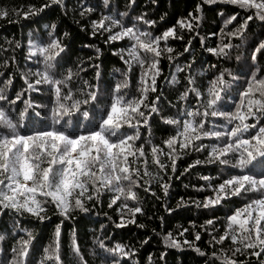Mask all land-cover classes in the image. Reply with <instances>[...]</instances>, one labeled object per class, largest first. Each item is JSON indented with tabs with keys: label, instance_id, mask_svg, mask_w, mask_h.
<instances>
[{
	"label": "snow or ice",
	"instance_id": "1",
	"mask_svg": "<svg viewBox=\"0 0 264 264\" xmlns=\"http://www.w3.org/2000/svg\"><path fill=\"white\" fill-rule=\"evenodd\" d=\"M221 2L201 0L196 6V12H202L205 4L213 7ZM223 2L238 6L237 11L230 16L224 11L217 12L223 24L218 33L211 35H220L226 41L215 48H205V38L201 37V47L220 59H235L241 63L236 69L238 75L228 68L218 70L205 92L196 86L195 76L192 75L194 57L183 65L175 63L178 57L191 52L192 40L187 41L184 53H175L168 43L170 39H184L183 35H178V28H187L192 32L194 28L200 27V17H194L193 13H189L188 18L178 19L175 25L159 34H154L150 29L163 23L166 14L159 21L146 19V14L131 17L135 0H129L127 10L123 12L119 11L115 0H101L108 12L102 13L98 20L90 21V35L95 37L107 34L106 44L129 41L127 48L113 53L127 66L128 71L123 73L126 78L110 88L100 87L99 65H91L96 70L97 82L91 84L83 81L82 87L74 91L69 84L86 69L78 66L75 72L71 68L63 73L60 71L63 68V54L67 50L63 40L69 33L64 32L57 37V25H44L46 30L51 27L47 31L46 44L41 43L39 38L32 39V33H29L26 59L40 67L35 72L29 70L27 75L21 77L25 87L14 95L3 86L6 84L11 88L14 77L9 74L7 80L0 81V221L5 216L11 217L12 235L23 233L27 239L21 235L9 249L0 246V264H64L60 255L63 223L74 219L73 213L76 211L91 213L96 204L101 203L105 192L113 194L108 207L117 206L120 215L119 222L109 218L116 228L129 225L144 228L135 218L137 214L143 215L144 210L134 191L141 186V169L134 165L144 158L146 167L148 160L144 145H135L141 138L140 129L147 128L150 131L151 121L156 116L160 117L162 123L177 128L175 136L164 141L168 152L165 153L159 145L151 147L152 162L161 170H165L166 166L161 163L160 155L171 160V172L176 173L177 159L192 152H206L207 155L204 160L196 159L189 164L181 175L202 165H218L222 170L227 169V172H221L220 177H200L209 183L201 185L197 190L209 189L212 195L205 196L203 201H185L182 197L177 209L190 204L204 210L229 205L230 213L226 216L224 234L217 238L209 233V243L212 245L210 253L195 245V241L201 239L200 232L195 233L194 241L181 240L172 232H167L163 236V244L168 249L194 250L204 259L205 264H245V261L237 259L240 255L248 258L247 264H251L252 259L255 264H264V68L258 66L260 59H264V40H257L250 45L247 59L242 60L240 55L231 56L233 49L243 46L253 24L259 23L264 28V0ZM152 3L158 7L156 0H152ZM52 6L64 8L66 3L65 0H50L39 9L30 8L24 13V19H31ZM94 12L95 6L85 4L79 15L87 18ZM7 16V11L0 10V18ZM123 17H129L130 22L125 24ZM229 26L233 27L229 30ZM233 38L239 42L234 44ZM15 47L19 49L20 43L17 42ZM96 52L98 56L101 54L99 48ZM162 58H167L174 67L171 83L179 84L176 74L185 73L187 86L179 95L181 106L174 117H164L161 113L159 104L164 99L162 92L149 102V93L155 94L158 91L157 77L162 74ZM12 62L15 63V57H12ZM134 65L140 68L141 86L137 89L140 96L138 99H126L127 75ZM8 66L5 60L4 67ZM211 68L216 69L217 65L213 64ZM3 76L4 73L0 72V78ZM29 76L34 79L29 81ZM41 85L49 86L48 91L51 92L47 105H37L32 99V95L41 93ZM190 93L195 95L197 107H185L183 102ZM235 97H238V102ZM229 103H235L234 111L223 110V106ZM170 107L175 108L176 105L170 103ZM37 108H41L44 114L37 111ZM215 118L225 123L216 124ZM206 139L211 143H204ZM148 142L151 144L150 140ZM177 143L181 153L177 152ZM144 175L149 173L145 171ZM218 178V184L211 183ZM170 179L161 184L165 197L171 186ZM150 194L156 196L154 191ZM237 199L240 207L234 206ZM129 200L135 201L136 205L130 207L126 202ZM92 201L95 203L90 206L89 202ZM49 205L54 207L61 221L54 230V245L44 247L43 255L37 256L35 237L30 230L21 227L20 221L23 218L40 223L50 221L51 217L47 215ZM177 209L165 206V211L170 214ZM160 220L163 225L164 218L160 217ZM215 224V219H209L200 227L206 229ZM100 227L104 229L105 225ZM187 231L184 228L178 236L184 237ZM6 238L5 234H0V242ZM228 241L232 247L230 251H225L223 246ZM95 244L98 252L94 251L92 255L102 260L103 264H139L135 259L137 250L129 246L113 244L107 237L100 236L96 237ZM71 253L73 264H89L81 251L75 231ZM166 256L167 251L161 253L160 260L164 264ZM148 261L152 264L151 256Z\"/></svg>",
	"mask_w": 264,
	"mask_h": 264
},
{
	"label": "trees",
	"instance_id": "2",
	"mask_svg": "<svg viewBox=\"0 0 264 264\" xmlns=\"http://www.w3.org/2000/svg\"><path fill=\"white\" fill-rule=\"evenodd\" d=\"M46 2H50V0H0V10L8 12L7 17L0 18V49L6 50H0V72L4 73L0 81L7 80L9 74L14 77V85L11 88L6 84L3 85L10 94L14 95L15 92L25 87L24 81L21 79L22 76L27 75L29 70L35 72L40 67V65L26 59V56L28 53V40L30 39L29 33H32V39L39 38L40 42L44 44L48 42L47 31L51 30V27L46 30L43 27L44 25H57L55 29V35L57 37L61 36L64 32L69 33V36L63 40V43L67 45V50L63 54V68L60 71L63 73L68 68H71L75 72L78 70V66L86 69V71L81 72L79 77L74 78L69 84V87H72L74 91L82 87L83 81H89L91 84L97 82L96 70L91 65H99V85L101 88H110L115 83L121 82L126 78L123 73L128 71L127 66L120 60L119 56L113 53L121 48H127L129 41L125 40L114 42L113 44H106L107 34L103 36L97 35L95 37L90 35V21L98 20L102 13L106 14L108 12V9L103 7L101 0H65L66 7L64 8L52 6L31 19H24V13L28 12L30 8L34 7L35 9H39ZM115 3L119 6V11L123 12L127 10L129 0H115ZM156 3L158 7L154 6L152 0H135L134 11H131V17L146 14V19L157 21H159L162 15L166 14L163 23H158L155 29H150L154 34H159L166 28L175 25L178 19L188 18L189 13H193L194 17H200L198 21L199 28H194L192 32H189L187 28H178V35H183L184 39H170L168 43L169 46L174 48L175 53H184L187 41L192 40L191 52L184 53L178 57L175 63L183 65L193 57L195 58L192 75L195 76V84L201 92H205L209 81L218 74V70L228 68L234 74L238 75L236 69L241 61L235 59L225 61L205 50V48H215L218 44L226 41V38L222 39L220 35H211L212 33H218V30L223 24L217 12L224 11L230 16L237 11L238 6H231L222 0L221 3L213 7L205 4L202 12L197 13L196 6L201 3V0H156ZM85 4L95 6L96 12L87 18H82L79 12L83 10ZM243 15L244 13L241 12V16ZM123 20L125 24L130 22L129 17H123ZM131 22L135 23L134 20ZM140 26L146 27L144 25ZM232 27L229 26V30ZM197 32L199 35H196ZM201 37L205 38V48L201 47ZM257 40H264V28L259 23L253 24L250 27L245 43L242 47L233 49L231 56L235 57L240 55L242 60L247 59L250 55V45L255 44ZM17 42L21 45L19 49L15 47ZM238 42L236 38H233L234 44ZM161 46H163V42ZM97 48L100 49L101 54L99 56L96 52ZM12 57H15V63L12 62ZM5 60L9 64L7 68L4 67ZM213 64L217 65L216 69L211 68ZM258 66L264 68V59H260ZM160 68L162 69V74L157 77L158 91L155 94L149 93V102L155 98V95L162 92L164 99L159 104L161 113L164 117H174L177 109L181 106L179 95L185 91L187 86L185 73L176 74L180 83L173 84L171 83V76L175 70L167 58L161 59ZM117 69L120 71L117 72ZM139 77L140 68L138 65H134L133 70L128 72L127 75L128 87L125 89L126 99L139 98L140 93L137 91L141 86ZM32 79L34 78L29 76V81ZM39 87L41 88V93L32 95V99L37 105H47L48 97L51 95V92L48 91L49 86L41 85ZM234 99L238 102V97ZM169 102L172 105H176V107H170ZM183 103L185 107L198 106L193 93H190L187 100ZM234 109L235 103H229L227 106H223V110L225 111H234ZM36 110L41 111L42 115L44 114L41 108H37ZM214 122L216 124L225 123V121L219 118H215ZM249 122L252 121L250 120ZM176 131L177 128L175 126L162 123L160 117L156 116L151 121V130L141 128V138L136 141V147H139L140 144L144 145L148 160L146 167L143 162L144 158L138 160L134 165V167L141 169V186L135 188L134 191L144 210L143 215L137 214L135 218L138 224H143L145 227L141 229L136 225H129L124 228H116L110 222L109 218H111V221L119 222L120 215L117 211V206L114 205L112 208L108 207V202L113 194L105 192L101 197V203L96 204L91 213L83 214L76 211L73 213L74 219L67 220L63 223L60 237V255L64 260V264H73L71 253L73 231H75V236L81 251L85 258L88 259L89 264H103L102 260L92 255L94 251L98 252L95 244L97 236L107 237L113 244L121 243L137 250L135 259L139 264H149V256L152 258V264H164V261L160 260V256L165 251H167V256L165 257L166 264H205L204 259L194 250L180 251L166 248L163 244V236L167 232H172L178 239L194 241L195 233L200 232L201 239L195 241V245L202 251L211 252L212 245L209 243L211 235L209 233L215 235L217 238L219 235L224 234L226 216L230 214L228 212L229 205H225L222 208L218 207L214 210L197 209L192 204L177 209V205L182 197L185 201H203L205 196L212 195L209 189L205 191L197 190L201 185L206 186L209 183L200 179V177L204 175L220 177L221 172H227V169L222 170L218 165H202L197 166L190 173L181 175L189 164H192L196 159L204 160L207 155L206 152H192L190 155H181V158L177 159L176 173L171 172V160L167 156L160 155L159 159L161 163H164L166 166L165 170H161L158 165L152 162L151 147L153 145H159L164 149L165 153L168 152L169 150L166 144H164V141L169 137L175 136ZM149 140L151 144L148 142ZM204 143H211V141L206 139ZM177 152L181 153L178 143ZM145 171L149 175H144ZM169 178H171V186L168 196L165 197L161 189V184L169 182ZM223 178L227 177L224 176ZM219 182V178L211 181L213 184H218ZM145 189H148V191ZM152 191L156 193L155 197L150 194ZM126 202L130 207L136 205L135 201L129 200ZM94 203L95 201L89 202V205L91 206ZM165 206L177 210L170 214L165 211ZM234 206H241L238 199L235 200ZM47 215L51 217V220L45 223H40L30 218H23L20 221L21 227L30 230L35 237V254L37 256L43 255L42 249L44 247L54 245V230L56 225L61 221V217L51 205L47 207ZM160 217L164 218L163 225ZM209 219H215V226L209 225L206 229H202L200 225H203ZM102 224L105 225L104 229L100 227ZM184 228H187L188 231L184 234V237H179L178 233ZM0 234H5L7 237L5 241L0 242V246L5 249L13 246L21 235L27 239V236L23 233H18L17 236L12 235V223L11 217L9 216H5L0 221ZM145 240H148V242L144 243ZM223 247L225 251H230L232 247L231 242H226ZM237 259L245 261V264H247L248 258L246 256L240 255ZM251 264H255L254 259L251 260Z\"/></svg>",
	"mask_w": 264,
	"mask_h": 264
}]
</instances>
